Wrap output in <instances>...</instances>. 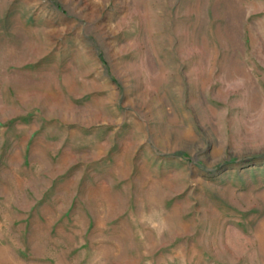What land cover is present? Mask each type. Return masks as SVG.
Here are the masks:
<instances>
[{
    "label": "rangeland",
    "instance_id": "rangeland-1",
    "mask_svg": "<svg viewBox=\"0 0 264 264\" xmlns=\"http://www.w3.org/2000/svg\"><path fill=\"white\" fill-rule=\"evenodd\" d=\"M0 264H264V0H0Z\"/></svg>",
    "mask_w": 264,
    "mask_h": 264
}]
</instances>
